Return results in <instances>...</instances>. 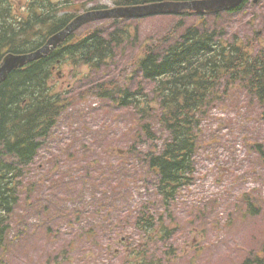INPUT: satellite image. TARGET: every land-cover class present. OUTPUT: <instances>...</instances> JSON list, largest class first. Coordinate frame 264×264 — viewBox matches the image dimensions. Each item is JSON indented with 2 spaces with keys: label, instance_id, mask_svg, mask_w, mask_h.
I'll return each instance as SVG.
<instances>
[{
  "label": "rangeland",
  "instance_id": "1",
  "mask_svg": "<svg viewBox=\"0 0 264 264\" xmlns=\"http://www.w3.org/2000/svg\"><path fill=\"white\" fill-rule=\"evenodd\" d=\"M17 1L21 5L24 0ZM73 1L71 5L84 3L89 9L113 6L112 0ZM176 17L181 16L85 24L76 33L124 25L137 32V43L126 41L98 72L66 65L61 86L76 94L104 76L131 74L137 80L132 63L138 45L160 39L172 30ZM195 18L190 14L182 20L190 25ZM207 20L225 37L249 40L264 30V0H248L239 10ZM172 34L177 36L178 30ZM73 72L78 80L71 78ZM245 90L224 82L218 87L220 99L201 116L197 129L195 172L169 204L157 195L143 160L148 150L161 147L167 133L148 114L141 117L131 108L105 103L93 94L75 99L22 181L23 186L37 179L42 183L30 189V198L28 191L20 190L8 230L7 264H65L71 259L66 263L126 264L128 242L130 254L145 246L148 256L162 258L163 264L165 258L171 260L166 264H242L256 251L264 259V251L259 252L264 247V114ZM93 101L97 105L92 109ZM146 122L151 134L141 133L140 126ZM257 144H261L260 152ZM249 204L255 206L253 212ZM141 209L168 223L171 235L166 244L172 250L164 243H144L145 235L136 228L133 214Z\"/></svg>",
  "mask_w": 264,
  "mask_h": 264
},
{
  "label": "trees",
  "instance_id": "2",
  "mask_svg": "<svg viewBox=\"0 0 264 264\" xmlns=\"http://www.w3.org/2000/svg\"><path fill=\"white\" fill-rule=\"evenodd\" d=\"M112 1L115 5H135L164 0ZM73 2L31 0L27 10L20 14L11 0H0V60L8 51L25 52L41 46L50 34L63 28L84 7V3L73 6ZM184 13L191 14L187 11L179 14ZM202 18L201 24L185 27L179 38L168 43L165 49L160 48L159 40L140 44V57L133 62L140 75L134 82L138 85L136 89L130 88L132 76L125 79L104 76L107 79L76 95L70 94V90L61 88L54 71L57 68L62 72L66 65L84 66L88 72L102 70L114 55V49L130 37L127 30L116 27L73 33L47 56L13 70L0 85V264L6 263L8 213L17 202L15 178L23 175L22 166L33 160L42 144L40 139L48 137L59 116L75 99L94 94L112 105L132 108L135 113L148 114L167 133L162 146L148 150L143 159L147 173L154 179L157 195L166 204L175 199L182 185L190 182L201 116L220 99L218 87L223 82L226 86L246 89L264 114V36L257 33V38L247 41L236 36L225 39ZM176 23L182 26L181 19ZM172 32L165 34L162 41H167L166 35L172 36ZM146 86L153 95L151 101L158 104L155 107L149 104ZM141 130L151 134L150 122L142 124ZM260 145L255 147L259 152ZM134 218L136 228L145 235L146 245L153 241L166 243L169 231L160 218L144 209ZM145 248L134 252V258L129 255L127 263L160 264L161 260L148 256ZM250 261L246 258L243 263Z\"/></svg>",
  "mask_w": 264,
  "mask_h": 264
},
{
  "label": "water",
  "instance_id": "3",
  "mask_svg": "<svg viewBox=\"0 0 264 264\" xmlns=\"http://www.w3.org/2000/svg\"><path fill=\"white\" fill-rule=\"evenodd\" d=\"M243 0H197L183 2H160L134 6H119L108 9L92 10L76 16L63 30L51 36L38 50L26 54L9 53L0 63V83L4 81L12 69L21 67L27 62L35 60L47 54L59 44L68 34L87 21L103 18H132L158 13H171L182 9L196 12L207 11L209 13L232 9L242 3Z\"/></svg>",
  "mask_w": 264,
  "mask_h": 264
},
{
  "label": "bare ground",
  "instance_id": "4",
  "mask_svg": "<svg viewBox=\"0 0 264 264\" xmlns=\"http://www.w3.org/2000/svg\"><path fill=\"white\" fill-rule=\"evenodd\" d=\"M13 70H16V68H15V69H12V71H13Z\"/></svg>",
  "mask_w": 264,
  "mask_h": 264
}]
</instances>
